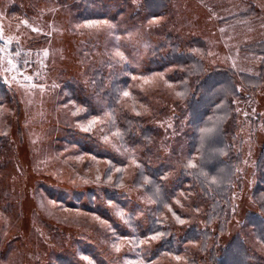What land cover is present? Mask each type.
<instances>
[{
	"label": "trees",
	"instance_id": "16d2710c",
	"mask_svg": "<svg viewBox=\"0 0 264 264\" xmlns=\"http://www.w3.org/2000/svg\"><path fill=\"white\" fill-rule=\"evenodd\" d=\"M132 1L71 0L70 9L79 20L91 12H100L109 20V9ZM143 6L142 12L152 16L169 9L170 0H146ZM258 14L251 6L226 21L247 22ZM139 16L141 13L136 12L131 19ZM180 44L163 45L152 54V65H157L158 58L174 62L173 71L167 73L171 84L161 94L143 86L133 65L112 54L98 67L90 68L89 89L75 77L57 88L65 101H70L61 109L63 118L55 127L59 128L56 144H62H57L60 150L55 154L63 164L57 172L59 176L67 172L71 175L64 178L65 182L82 178L83 184H39L37 198L48 213L58 220L60 209L76 211L68 213L63 221L80 228L75 236L62 233L65 240L56 241L61 252L50 264H264V145L254 168L252 198L257 211L248 212L242 223L250 244L243 232L226 245L219 244L233 218L232 189L237 168L243 162L235 100L260 90L262 67L256 75L239 74L231 67L207 69L200 58L198 61ZM243 48L262 56L264 62V41L247 43ZM162 68L152 69L159 72ZM7 87L0 78V106L7 105L14 114L19 105ZM123 91H128L129 97H124ZM170 93L175 97L170 98ZM166 99L182 106L188 117L182 145L173 147L169 155L161 153L160 132L150 124L151 116L160 117L163 106L158 105ZM144 107H151L153 115L147 116ZM71 109L76 111L73 121L96 118L98 122L82 134L68 120ZM13 126L11 116L7 117L0 135V197L5 185L3 159L7 154L8 160L13 150ZM203 128L212 131L205 134ZM190 160L196 168L187 167ZM118 167L122 171L117 172ZM12 194L7 191L5 200ZM50 201L56 206L52 207ZM176 216L185 222L181 225ZM156 232L164 235L149 239ZM141 240L145 243H139ZM105 253L111 255L110 260L105 259Z\"/></svg>",
	"mask_w": 264,
	"mask_h": 264
},
{
	"label": "rangeland",
	"instance_id": "374dc122",
	"mask_svg": "<svg viewBox=\"0 0 264 264\" xmlns=\"http://www.w3.org/2000/svg\"><path fill=\"white\" fill-rule=\"evenodd\" d=\"M145 1L133 0L127 6L108 8L109 20L100 12H91L79 20L70 9L71 0H0V78L19 105L14 114L7 110V105L0 106V135L7 117L11 116L14 123L10 137L13 150L8 160L7 154L3 159L0 264H50L61 252L56 241L65 240L62 233L75 236L80 229L69 224L67 227L63 221L68 213L76 211L60 209L59 222L37 198L39 184L63 187L83 184L82 178L65 182L64 178L71 175L67 172L59 176L57 172L63 164L55 154L60 150L57 144H61H56L59 128L55 127L63 118L61 109L70 104L58 91L59 85L75 77L89 89L90 68L101 65L110 54L118 57L116 52H121L123 62L133 65L143 86L153 87L161 94L171 84L167 73L173 71L174 62L158 58L157 65L155 62L152 65L150 60L157 48L177 42L188 54L198 61L201 59L207 69L231 67L239 74L256 75L262 67L260 90L248 93L243 88L248 94L235 100L243 162L237 168L232 189L233 218L226 234L219 239V244L224 246L243 232V238L250 244V235L242 230V223L248 212L257 211L252 192L256 186L255 164L264 145V62L262 56L243 47L264 41V0H170L169 9L152 16L142 12ZM251 6L259 14L249 21H226ZM136 12L141 16L132 20ZM90 21H107V24L86 27ZM197 40L202 42L192 46L191 42ZM153 67L163 71L157 72ZM194 87L195 84L193 92ZM175 94L180 99V93ZM169 97L175 96L170 93ZM151 107L143 108L147 116L153 115ZM158 107L162 113L159 111L158 118L151 116L150 124L160 132L161 153L169 155L173 147H181L188 117L184 108L172 99H166ZM75 112L72 109L68 112V120L73 121ZM86 121H73L82 134L88 132L84 131ZM7 191L13 194L5 200ZM55 206L54 203L52 207ZM106 253L105 259L110 260L111 255Z\"/></svg>",
	"mask_w": 264,
	"mask_h": 264
},
{
	"label": "snow or ice",
	"instance_id": "6c2138e0",
	"mask_svg": "<svg viewBox=\"0 0 264 264\" xmlns=\"http://www.w3.org/2000/svg\"><path fill=\"white\" fill-rule=\"evenodd\" d=\"M100 23L107 24V21H90V22H88V24L86 25V27L91 28V27H94V26H96V25H98V24H100ZM17 55H18V54H17ZM116 56L120 57L121 59L124 58V57H123V54H122L121 52H116ZM133 79H135V77H133ZM122 95H123L124 97H129L130 93H129L128 91H123ZM97 122H98V120H97L96 118H93L92 120H90V121L88 122L89 127H88V128H84V131H88L89 128H90L92 125L96 124ZM211 131H212V130L209 129V128H203V129H201V132H202V133H205V134H208V133H210ZM187 167H188L189 169H194V168L197 167V165H196L195 163H193V162L190 160V161L188 162V164H187ZM116 171H117V172H120V171H122V169L118 167V168H116ZM99 179H100V177L98 176V177H97V180H99ZM108 179H109V180L112 179L111 175L108 176ZM212 182H213V183L216 182V181H215V177H213V181H212ZM145 183H147V178H145ZM176 220H177L178 223H180L181 225L185 222V221H184L183 219H181L179 216H176ZM162 235H164V234L161 233V232H156L154 235L149 236V239H151V240H155V239H157L158 237H160V236H162ZM139 243L143 244V243H145V241H144V240H141V241H139ZM117 250H119V249H117ZM177 259L179 260L180 258L177 257Z\"/></svg>",
	"mask_w": 264,
	"mask_h": 264
}]
</instances>
